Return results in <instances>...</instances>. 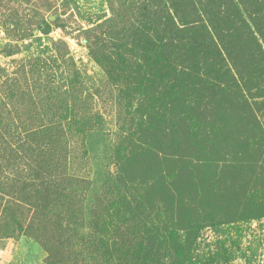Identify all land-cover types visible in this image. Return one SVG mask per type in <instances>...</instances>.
I'll return each instance as SVG.
<instances>
[{"label":"rangeland","instance_id":"1","mask_svg":"<svg viewBox=\"0 0 264 264\" xmlns=\"http://www.w3.org/2000/svg\"><path fill=\"white\" fill-rule=\"evenodd\" d=\"M163 1L0 0L2 132L22 129L19 120L27 109L23 104L28 102L19 95L12 98L9 76L17 79L16 88L28 84L35 101L42 102L46 110L49 107L51 113L39 110L40 117L32 122L57 124L52 108L59 110L58 114L65 113L63 107L54 106L59 103L56 98L47 99L48 80L56 91L58 80L70 79L77 70L87 87L106 92L104 72L86 47L92 44L94 33L100 34L96 26L102 25L106 32L107 20L130 11V19L123 18L126 21L120 23L123 28L133 23L132 17L139 15L140 8L159 6ZM242 76L247 78V73L242 71ZM247 88V102H240V94L234 90L232 99L241 104L230 110L232 128L224 134L221 147L210 145V156L198 153L196 147L188 148L183 141L177 143L168 128L161 129L165 134L161 132L162 126L175 129L178 125L176 109L167 111L165 124L160 128L155 125V132L143 133L142 139L148 143L145 147L151 148L154 157L150 153L139 157L136 151L127 157L120 137L125 126L118 123L119 106L108 99L109 93L104 95L106 100L95 97L93 109L103 120H97L90 130L79 135L64 125L59 133L54 129L51 139L35 137L34 145L42 148L37 153L57 162L52 164L60 169L56 175L60 171L61 176L72 175L86 183L81 193L83 202L75 201L76 206H71L80 210L75 216L76 226L83 228L76 238L74 230L58 228L67 223L63 198L58 211L49 216L33 213V206L24 204L22 156L14 154L11 160L7 149L6 156L1 155L5 136L0 133V246L7 252V257H2L11 260L10 264H122L125 260L128 264H264V111L256 112L258 103L264 101V77L257 85L250 82ZM52 101L55 104L50 106ZM81 102L78 110L85 111L88 107L80 106ZM243 104L249 105L245 106L247 112ZM208 107L213 109L212 104H207L206 110ZM156 110L160 114L159 104ZM143 115L147 119L150 116L142 107L135 117ZM159 119L157 116L156 121ZM203 120L218 124L208 116ZM239 125L240 131L235 130ZM181 127L176 126L175 132L183 139L188 128L184 123ZM237 137L253 145L247 153H242ZM164 141L166 145L160 147ZM58 156H65V164ZM122 163L123 173L119 169ZM126 181L134 183L133 190ZM29 225L31 229H24ZM102 239L110 245L115 241L118 246L110 248L109 257H91L90 248ZM81 242L87 243L89 250H82ZM140 242L144 251H134Z\"/></svg>","mask_w":264,"mask_h":264},{"label":"trees","instance_id":"2","mask_svg":"<svg viewBox=\"0 0 264 264\" xmlns=\"http://www.w3.org/2000/svg\"><path fill=\"white\" fill-rule=\"evenodd\" d=\"M139 10V15L132 17L133 23L123 28H120V23L126 21L123 18L130 19L131 12L114 14L115 19L107 20V31L102 29V25H97L95 30H100V34L94 33L92 44H86L90 58L104 72L106 92L87 87L77 70L70 79L58 80L56 91L48 80L45 86L46 97H54L59 102L54 105L52 101L50 106L63 107L65 113L58 114L59 110L52 108L55 111L52 116L59 120L57 124H46L42 120L32 122L40 117L39 110L51 113L49 107L46 110L42 108V102L35 101L34 91L28 84L26 87L16 88L17 79L10 76L7 79L12 98L19 95L28 99V102L23 104L27 109L21 115L24 118L19 120L22 127L20 131L2 132L0 128V133L5 136L2 144L4 155H1L6 156L7 149L11 160L14 154L22 156L23 202L26 206H33V213H46L47 216L54 214L59 209L57 206L60 200H65L66 212L63 213V218L67 217L68 225L58 228L70 229L69 232L74 230V238L80 235L83 228L78 224L76 226L75 216L80 210L71 206H76V202H83L81 193L84 192L86 183H81L80 179L72 175L61 176L60 171L56 175L55 171L60 169L52 164L57 162L50 156L37 153L39 147L34 145L35 137L41 135L43 140L46 136L51 139L50 134L54 129L59 133L64 125L70 126V129L73 127L74 132L79 135L90 130L97 120H103L93 109L95 97L106 100L104 95L109 93L108 99L119 106L118 123L125 126L120 137L127 157L134 155V151L139 157H144L147 153L154 157L151 148L145 147L148 143L143 141V133L148 130L155 132V125L165 124L167 111L176 109L180 118L178 125H175L182 128L184 123L188 128V135L180 138L175 132L176 126L175 129H170L171 125L162 128L159 126L160 130L168 128L176 136L177 143L183 141L188 148L196 147L198 153L210 156L211 146L214 149L215 146L221 147L224 134L226 135L230 126L232 128V116L228 115L238 103L234 102V97L232 99L234 90L239 92L240 102H247L246 93L250 92L247 85L250 82L257 85L264 77V0H164L159 6L153 4L152 7L145 6ZM217 37L220 43L215 40ZM242 71L247 73V78L242 76ZM254 78L258 81H253ZM26 79L24 78L25 81ZM259 97L262 96H257ZM79 102L80 106L88 108L85 111L78 110ZM157 104L160 105V114L156 110ZM207 104L213 106V109L207 108L211 113H206ZM245 106L243 104V111L247 112ZM142 107L150 114L148 119L144 115L135 117ZM32 110L34 114L30 115ZM261 110L264 111V101L258 103L256 112ZM256 112L253 110L254 114H251L254 115L253 119ZM157 116L160 119L156 121ZM205 116L211 117L218 124H211V120L204 122ZM16 124L14 122L12 125L18 129ZM240 128L239 125L235 130L240 131ZM161 132L165 134L162 130ZM235 141H240L237 145L243 149L242 153H247L250 146H253L240 137ZM166 143L164 141L160 147ZM224 147L225 145L222 149ZM161 157L167 158V155L162 154ZM170 157L181 161L174 154ZM57 159L65 164V156H58ZM119 166L123 173V163ZM126 183L133 190L134 186L131 185L134 183ZM179 188L178 185L177 194L181 193ZM52 199H56L57 204ZM46 207L49 208L48 211ZM46 214L40 216L39 220ZM30 226L24 229H31ZM81 238H85L84 235ZM96 244L90 248L87 243L81 242L80 246L86 251L90 248L88 254L94 258L109 257L108 251L115 250L118 246L115 241L108 244L106 239ZM139 246L134 251L138 252L139 248H143L141 242ZM122 264L128 263L125 260Z\"/></svg>","mask_w":264,"mask_h":264},{"label":"crops","instance_id":"3","mask_svg":"<svg viewBox=\"0 0 264 264\" xmlns=\"http://www.w3.org/2000/svg\"><path fill=\"white\" fill-rule=\"evenodd\" d=\"M4 247L0 246V264H10L11 260H5L2 256L7 257V252L3 249Z\"/></svg>","mask_w":264,"mask_h":264}]
</instances>
